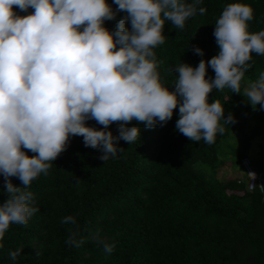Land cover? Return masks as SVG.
I'll return each mask as SVG.
<instances>
[{"label": "trees", "instance_id": "1", "mask_svg": "<svg viewBox=\"0 0 264 264\" xmlns=\"http://www.w3.org/2000/svg\"><path fill=\"white\" fill-rule=\"evenodd\" d=\"M234 2L253 9V19L247 22L250 33L264 30V0H199L196 14L186 19L183 29L165 21L164 43L153 49L164 87L174 90L181 63L196 67L201 59L218 54L215 23ZM107 3L115 18L105 20L104 26L114 31L127 14L117 11L113 0ZM200 7L206 9L204 14ZM13 10L21 16L34 11L16 6ZM126 27L131 28L130 21ZM196 47L203 56L195 53ZM248 63L241 93L227 87L209 93V103L218 100L224 108L220 120L224 132H217L212 144L191 141L175 128L179 106L163 125L147 128L136 120L126 124L138 127L140 135L131 144L114 141L119 149L106 161L100 159L101 149L86 147L82 136H70L66 149L48 162L47 174L22 188L33 193L30 206L38 211L25 225L10 224L0 240V264H264V194L258 186L248 189L244 174L227 180L215 176L224 164L219 160L223 140L238 134L244 149L235 153L237 165L249 157L256 171L264 170V156L257 159L247 152L256 136H264V108L257 104L254 110L243 96L264 73V55L252 53ZM205 78H215L210 66ZM229 113L235 123L224 121ZM85 123L103 128L94 119ZM106 130L118 136L119 124ZM196 163L208 165L212 173L196 169ZM10 179L22 186L17 177ZM5 187L0 174V204L8 199ZM67 216L75 223H62ZM73 233L83 241L79 247L68 243ZM104 243L114 244L110 254ZM17 249L22 252L13 260L9 253Z\"/></svg>", "mask_w": 264, "mask_h": 264}, {"label": "clouds", "instance_id": "2", "mask_svg": "<svg viewBox=\"0 0 264 264\" xmlns=\"http://www.w3.org/2000/svg\"><path fill=\"white\" fill-rule=\"evenodd\" d=\"M113 3L127 15L109 31L104 21L114 19L115 12L107 0H0V174L9 194L0 204V240L10 224L25 225L38 211L30 206L33 193L22 188L47 174L48 162L66 149L70 136H82L86 147L101 149L100 159L106 161L119 149L114 141L131 144L140 135L138 127L126 124L136 120L147 128L163 125L179 106L175 128L191 141L212 144L217 132H224L220 126L224 108L218 100L209 103V93L226 87L241 93L252 53L264 55V30L248 31L251 6L229 3L215 23L218 54L201 59L196 67L181 63L170 91L160 82V62L153 49L164 43L165 21L183 29L186 19L196 14L199 0ZM13 6L34 11L21 16ZM205 12L199 8L200 14ZM194 51L203 56L199 47ZM208 66L214 79L205 78ZM243 96L254 110L257 104L264 108V73ZM88 119L103 128L87 126ZM224 121L235 123L231 113ZM112 123L119 124L118 136L106 130ZM11 177L22 186L13 185ZM260 188L264 190V185ZM62 223L74 224L75 219L67 216ZM68 243L79 247L83 241L73 233ZM113 248L104 243L106 253ZM21 252L9 255L15 260Z\"/></svg>", "mask_w": 264, "mask_h": 264}, {"label": "rangeland", "instance_id": "3", "mask_svg": "<svg viewBox=\"0 0 264 264\" xmlns=\"http://www.w3.org/2000/svg\"><path fill=\"white\" fill-rule=\"evenodd\" d=\"M254 122V123H253ZM257 120H253L252 123L256 124ZM249 131V128L244 129V134ZM244 149L243 144L241 143V137L238 134V137L230 136L223 140L220 148L219 160L223 161V166L219 167L215 172L216 178L219 180H227L231 178H237L243 174V169L241 165H237L236 161V152H239ZM247 152L255 156L257 159L264 156V136H256L252 141L251 145L248 148ZM196 169H200L206 173H212L211 168L202 163L195 164Z\"/></svg>", "mask_w": 264, "mask_h": 264}, {"label": "built area", "instance_id": "4", "mask_svg": "<svg viewBox=\"0 0 264 264\" xmlns=\"http://www.w3.org/2000/svg\"><path fill=\"white\" fill-rule=\"evenodd\" d=\"M241 167L243 169V174L245 175L247 179L248 189H252L255 186H258V179H259L260 172L256 171L253 168L249 157H243L241 159Z\"/></svg>", "mask_w": 264, "mask_h": 264}, {"label": "water", "instance_id": "5", "mask_svg": "<svg viewBox=\"0 0 264 264\" xmlns=\"http://www.w3.org/2000/svg\"><path fill=\"white\" fill-rule=\"evenodd\" d=\"M260 185H264V170L260 172L259 179H258V187L260 191L264 194V190H261Z\"/></svg>", "mask_w": 264, "mask_h": 264}]
</instances>
